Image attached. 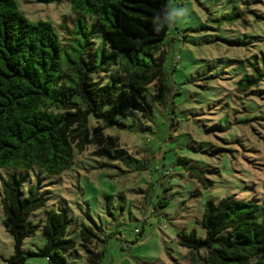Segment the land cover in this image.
I'll list each match as a JSON object with an SVG mask.
<instances>
[{
    "label": "rangeland",
    "instance_id": "374dc122",
    "mask_svg": "<svg viewBox=\"0 0 264 264\" xmlns=\"http://www.w3.org/2000/svg\"><path fill=\"white\" fill-rule=\"evenodd\" d=\"M15 1L23 16L50 22L62 39L67 37L63 23L72 27L77 18L67 0ZM168 4L187 7L189 15L163 42L165 105L154 99L153 85L145 92L152 120L134 111L117 117L116 126L91 118L90 129L102 126L105 135L118 138V147L99 156L93 145L76 150L72 168L58 176L38 168L0 169V205L1 184L10 175L22 179L26 195L33 185L48 193L46 206L30 217L41 228L23 242V264H88V250L99 264H191L178 234L205 237L201 220L209 201L234 197L264 203V79L256 89L238 91L240 79L250 74L249 63L264 71V0ZM224 16L234 21L218 27ZM85 18L91 27L93 17ZM93 39L108 45L99 29ZM60 209L72 221L65 237L76 242V249L48 260L37 254L46 244L42 225L49 212ZM4 221L1 210L0 264L14 254ZM83 227L93 235L85 244Z\"/></svg>",
    "mask_w": 264,
    "mask_h": 264
},
{
    "label": "trees",
    "instance_id": "16d2710c",
    "mask_svg": "<svg viewBox=\"0 0 264 264\" xmlns=\"http://www.w3.org/2000/svg\"><path fill=\"white\" fill-rule=\"evenodd\" d=\"M67 1L77 18L72 27L63 23L67 37L62 39L50 22L30 21L15 0H0V169L38 168L61 175L74 165L76 150L93 145L99 156L118 147V138L105 135L102 126L90 129L91 118L116 126L117 117L134 111L152 120V105L145 96L151 85L154 99L166 103L163 42L172 26L156 31V17H163L168 0ZM85 17H93L91 27ZM233 19L221 17L218 27ZM96 29L111 51L107 43L94 41ZM249 68L238 85L243 93L264 79V71L254 63ZM102 75L109 76L106 82L96 79ZM22 182L10 175L1 184L0 211L14 241L7 264L25 262L23 242L41 228L30 217L48 200V193H40L35 185L26 195ZM71 223L65 209L49 212L42 225L46 244L37 254L53 260L73 252L76 242L65 237ZM201 224L204 238L195 232L178 234L191 264H264V203L234 197L209 201ZM92 236L91 229L80 230L84 244ZM201 250L207 252L205 257L198 255ZM88 253V264H99L98 256Z\"/></svg>",
    "mask_w": 264,
    "mask_h": 264
},
{
    "label": "clouds",
    "instance_id": "9594fccd",
    "mask_svg": "<svg viewBox=\"0 0 264 264\" xmlns=\"http://www.w3.org/2000/svg\"><path fill=\"white\" fill-rule=\"evenodd\" d=\"M189 15L187 7H177L171 4L167 5L163 17H156V31H160L165 25L171 27L185 20Z\"/></svg>",
    "mask_w": 264,
    "mask_h": 264
}]
</instances>
